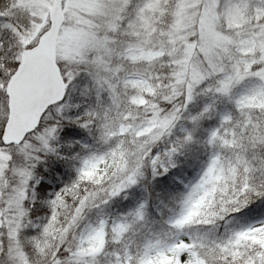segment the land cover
Instances as JSON below:
<instances>
[{
	"label": "snow or ice",
	"instance_id": "snow-or-ice-1",
	"mask_svg": "<svg viewBox=\"0 0 264 264\" xmlns=\"http://www.w3.org/2000/svg\"><path fill=\"white\" fill-rule=\"evenodd\" d=\"M0 264H264V0H0Z\"/></svg>",
	"mask_w": 264,
	"mask_h": 264
}]
</instances>
